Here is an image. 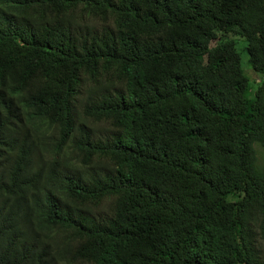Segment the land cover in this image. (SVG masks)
I'll return each mask as SVG.
<instances>
[{
	"label": "trees",
	"instance_id": "16d2710c",
	"mask_svg": "<svg viewBox=\"0 0 264 264\" xmlns=\"http://www.w3.org/2000/svg\"><path fill=\"white\" fill-rule=\"evenodd\" d=\"M0 264H264V0H0Z\"/></svg>",
	"mask_w": 264,
	"mask_h": 264
},
{
	"label": "rangeland",
	"instance_id": "374dc122",
	"mask_svg": "<svg viewBox=\"0 0 264 264\" xmlns=\"http://www.w3.org/2000/svg\"><path fill=\"white\" fill-rule=\"evenodd\" d=\"M239 13V9L236 8L234 5H229V4H224L223 6H221L220 10H218V14L221 16L220 18H222L223 20L224 19H229V18H233L235 16H237ZM216 42H213L212 45H215ZM244 48V43L242 42H239V44H237V49H238V52L240 54V60H241V65H242V69L244 70V73L246 74V76L249 78V81L250 83L256 81H258L259 79L253 75L252 71L251 70H248V64H247V55H246V51L243 50ZM206 63V60L205 62ZM252 77L254 79H252ZM87 97V94L86 93H83L80 95L79 97V104L82 106L85 99ZM46 127L44 126L43 129H45ZM51 134V132L49 131L48 132V135Z\"/></svg>",
	"mask_w": 264,
	"mask_h": 264
}]
</instances>
